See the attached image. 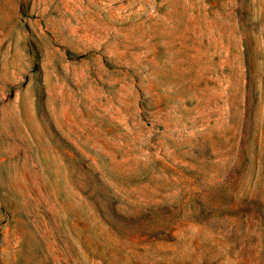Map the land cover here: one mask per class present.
<instances>
[{"label": "rangeland", "instance_id": "rangeland-1", "mask_svg": "<svg viewBox=\"0 0 264 264\" xmlns=\"http://www.w3.org/2000/svg\"><path fill=\"white\" fill-rule=\"evenodd\" d=\"M0 264H264V0H0Z\"/></svg>", "mask_w": 264, "mask_h": 264}]
</instances>
